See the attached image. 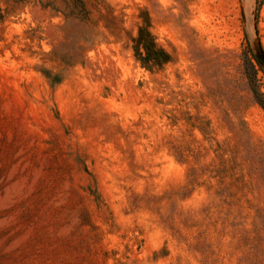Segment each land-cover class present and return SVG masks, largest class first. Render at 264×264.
Instances as JSON below:
<instances>
[{"label":"rangeland","instance_id":"obj_1","mask_svg":"<svg viewBox=\"0 0 264 264\" xmlns=\"http://www.w3.org/2000/svg\"><path fill=\"white\" fill-rule=\"evenodd\" d=\"M258 7L0 0V264H264Z\"/></svg>","mask_w":264,"mask_h":264},{"label":"trees","instance_id":"obj_2","mask_svg":"<svg viewBox=\"0 0 264 264\" xmlns=\"http://www.w3.org/2000/svg\"><path fill=\"white\" fill-rule=\"evenodd\" d=\"M259 3L258 10H261L264 5V0H257ZM82 4V3H81ZM83 5V4H82ZM134 51L137 60L141 63V66L148 70L153 71L155 69L162 68L171 62V55L159 47L156 43L155 37L150 32V20L144 19V25L140 27L138 37L133 39ZM250 69H247V75L250 80L252 91L255 98L264 109V97L257 91L256 88V72L254 66L251 64Z\"/></svg>","mask_w":264,"mask_h":264}]
</instances>
